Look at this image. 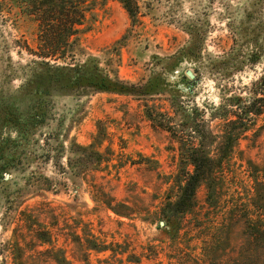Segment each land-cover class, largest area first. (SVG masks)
Listing matches in <instances>:
<instances>
[{"label": "rangeland", "instance_id": "rangeland-1", "mask_svg": "<svg viewBox=\"0 0 264 264\" xmlns=\"http://www.w3.org/2000/svg\"><path fill=\"white\" fill-rule=\"evenodd\" d=\"M139 6L133 23L116 0H98L76 55L95 57L134 94L55 89L43 105L24 88L39 68L26 48L36 46V24L20 8L0 12V132L18 142L10 152L22 162L0 185V264H56L40 230L68 264H262L260 251L253 260L245 252L241 222L264 214L253 208L264 206V0ZM38 103L44 121L31 128ZM243 106L252 111L241 121ZM184 114L211 131L208 146L179 125ZM230 128H244L235 143ZM192 143L222 156L212 204L201 183L175 228L159 227L177 175L192 168Z\"/></svg>", "mask_w": 264, "mask_h": 264}, {"label": "trees", "instance_id": "trees-1", "mask_svg": "<svg viewBox=\"0 0 264 264\" xmlns=\"http://www.w3.org/2000/svg\"><path fill=\"white\" fill-rule=\"evenodd\" d=\"M116 1L125 9L131 21L133 23L137 22L140 0ZM97 2L98 0H0V12L4 8H20L36 24V46L35 48L26 46V48L29 53L39 58V60H34L39 68L31 75L24 88L28 92L34 91L37 95H40L41 104L45 103L44 99L55 89L73 91L87 89L91 92L134 94V90L131 89L132 86H123L117 76L111 78L108 73L104 72L95 57L88 55L83 60L76 58L77 54H81L80 37L86 29L87 13ZM41 104H37L39 110H36L28 118L27 126L34 128L44 121L43 106ZM251 111L248 106H243V115L245 114V116L238 114H235V116L243 121L244 118L246 119L247 113ZM252 113L260 114V111ZM183 116L184 118L179 125L194 130L199 137L198 142L201 147L208 146L213 136L211 131L202 127L203 124L198 125L193 122L192 118L186 114ZM237 119L228 118L225 120H227L228 125H231ZM8 120L9 123L17 127L16 132H21L20 124L16 123L17 118L14 112L9 113ZM201 121L202 123L205 122L204 118H201ZM243 129L231 130L230 128L224 131V135L235 143L242 135L241 131ZM173 130L175 132V129ZM17 143L15 139L4 137L0 132V185L7 184L11 171L22 164L19 159H16L14 151L10 152L13 144ZM190 147H192L190 148L191 152L186 154L185 161L192 168L191 170L182 168L177 175L175 198L173 200L168 198L163 206L159 227L165 229L175 228V219L179 215L188 212L194 205L195 192L201 183L206 185L207 201L212 204L217 187L216 173L218 171L216 165L222 156H211L205 150L194 147L193 143ZM87 148L81 147L83 150H88L89 148ZM90 153L98 158L100 157L98 151L91 150ZM253 208L264 212L263 205L253 204ZM236 221L241 222L240 220ZM241 223H244L243 231L247 237L245 252L253 260L260 251L263 254L262 264H264V214L261 213L256 217L250 216L248 220ZM34 237L40 243L51 246L49 252L53 254L52 259L56 264H68L63 251L52 246V235L49 230L36 231ZM89 245L87 246L88 249L103 250L96 248V244ZM16 249L17 252L20 251V248ZM210 250L211 246H205L203 250L204 263H208L210 260ZM14 255L17 254L14 253ZM15 256L14 259H16ZM17 264H20V262Z\"/></svg>", "mask_w": 264, "mask_h": 264}, {"label": "water", "instance_id": "water-1", "mask_svg": "<svg viewBox=\"0 0 264 264\" xmlns=\"http://www.w3.org/2000/svg\"><path fill=\"white\" fill-rule=\"evenodd\" d=\"M186 74H187L190 78H193V77H194L193 73H192L190 70H187V71H186Z\"/></svg>", "mask_w": 264, "mask_h": 264}]
</instances>
